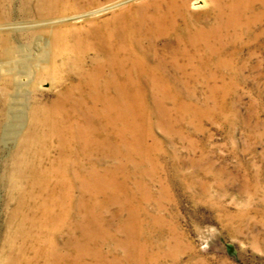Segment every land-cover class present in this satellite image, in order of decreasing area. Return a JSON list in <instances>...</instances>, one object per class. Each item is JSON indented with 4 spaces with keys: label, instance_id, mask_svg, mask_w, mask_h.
<instances>
[{
    "label": "bare ground",
    "instance_id": "bare-ground-1",
    "mask_svg": "<svg viewBox=\"0 0 264 264\" xmlns=\"http://www.w3.org/2000/svg\"><path fill=\"white\" fill-rule=\"evenodd\" d=\"M97 3L0 0V25L31 17L52 20L64 17L66 9L88 11ZM164 4L162 8L145 0L135 8H123L105 25L69 31L64 49L60 37H54L50 54L38 44L29 67L20 68L14 61L17 49L12 39L17 34H0V65L5 69L0 74V122L9 105L17 108L23 101L24 86L34 91L28 127L2 177L8 213L0 264L83 262L93 246L110 237L101 227L102 212L109 219L119 217L120 231L131 233L139 210L132 207L138 200L134 188L140 186H128L133 172L126 163L134 166L145 151L136 112L139 99L148 93L146 88L169 97L172 85L214 79L219 74H205L209 62L216 59L219 70L231 67L232 60L222 53L228 47H248L251 26L264 17V0ZM11 63L16 66L7 68ZM43 83L50 86L47 101L37 92ZM133 243L119 242L127 258ZM115 257L110 264H121Z\"/></svg>",
    "mask_w": 264,
    "mask_h": 264
},
{
    "label": "rangeland",
    "instance_id": "rangeland-1",
    "mask_svg": "<svg viewBox=\"0 0 264 264\" xmlns=\"http://www.w3.org/2000/svg\"><path fill=\"white\" fill-rule=\"evenodd\" d=\"M143 1L98 0L88 11L66 9L64 17L52 20L31 17L0 25V34H17L14 61L29 67L36 45H45L50 54L54 37H60L64 49L69 31L105 25L123 8ZM147 1L163 8L170 0ZM190 9L195 11L192 4ZM249 33L248 47H228L222 53L232 60L231 67L219 70L216 59L209 62L205 72L219 74L214 79L177 83L169 97L146 88L136 109L145 151L134 166L126 163L134 176L128 186H140L134 188L138 200L132 206L139 208L137 224L126 234L119 229V217L109 219L102 212L101 227L110 237L93 246L81 264H110L115 256L121 264H264V17ZM4 70L0 65V74ZM49 87H37L45 101L51 99ZM24 89L23 101L16 102L17 108L9 105L0 122V253L8 213L2 177L28 127L34 94L31 85ZM118 177L123 180L122 174ZM128 240L134 242L130 258L119 247Z\"/></svg>",
    "mask_w": 264,
    "mask_h": 264
}]
</instances>
